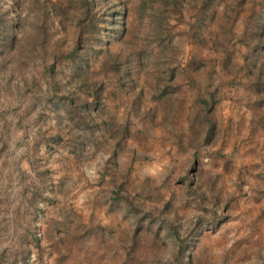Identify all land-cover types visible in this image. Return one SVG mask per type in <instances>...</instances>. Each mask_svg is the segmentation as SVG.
Instances as JSON below:
<instances>
[{
  "label": "rangeland",
  "instance_id": "rangeland-1",
  "mask_svg": "<svg viewBox=\"0 0 264 264\" xmlns=\"http://www.w3.org/2000/svg\"><path fill=\"white\" fill-rule=\"evenodd\" d=\"M178 2L0 0V264H264V0Z\"/></svg>",
  "mask_w": 264,
  "mask_h": 264
},
{
  "label": "trees",
  "instance_id": "trees-1",
  "mask_svg": "<svg viewBox=\"0 0 264 264\" xmlns=\"http://www.w3.org/2000/svg\"><path fill=\"white\" fill-rule=\"evenodd\" d=\"M173 3L176 7H178V4H179L178 0H173ZM220 55H221V52L218 53V56Z\"/></svg>",
  "mask_w": 264,
  "mask_h": 264
}]
</instances>
